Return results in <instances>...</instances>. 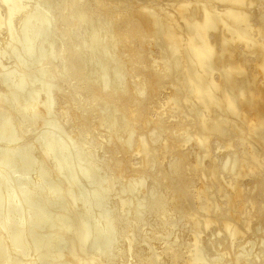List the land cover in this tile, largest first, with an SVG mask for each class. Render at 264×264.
I'll return each mask as SVG.
<instances>
[{
    "label": "bare ground",
    "instance_id": "6f19581e",
    "mask_svg": "<svg viewBox=\"0 0 264 264\" xmlns=\"http://www.w3.org/2000/svg\"><path fill=\"white\" fill-rule=\"evenodd\" d=\"M0 264H264V0H0Z\"/></svg>",
    "mask_w": 264,
    "mask_h": 264
}]
</instances>
